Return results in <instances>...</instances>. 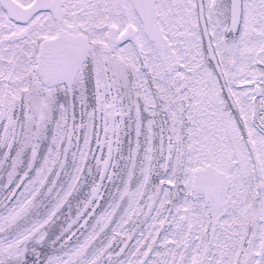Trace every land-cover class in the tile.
<instances>
[{
	"label": "snow or ice",
	"instance_id": "1",
	"mask_svg": "<svg viewBox=\"0 0 264 264\" xmlns=\"http://www.w3.org/2000/svg\"><path fill=\"white\" fill-rule=\"evenodd\" d=\"M0 264H264V0H0Z\"/></svg>",
	"mask_w": 264,
	"mask_h": 264
}]
</instances>
